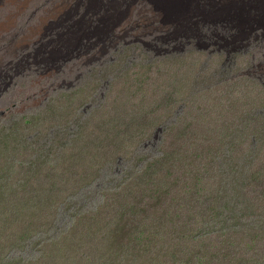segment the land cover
<instances>
[{
    "label": "rangeland",
    "instance_id": "1",
    "mask_svg": "<svg viewBox=\"0 0 264 264\" xmlns=\"http://www.w3.org/2000/svg\"><path fill=\"white\" fill-rule=\"evenodd\" d=\"M207 119L215 122L209 133ZM139 121L150 127L138 128ZM179 134H209L224 141L222 150L237 139L236 161L258 169L264 181V0H0V168H10L18 192L9 197L27 202L54 187L56 198L40 199L42 226L54 234L60 223H70L76 235L68 238L85 244H65L52 264H91L99 255L106 261L108 253L102 240L91 241L86 222L73 227L65 218L83 196L74 185L84 182L85 189L89 178L81 181L69 166L70 179L61 182L65 164L54 151L44 169H36L38 150L74 137L80 145L73 150H94L96 156L88 154L94 181L86 189L103 203L115 179L135 171L139 153L156 157L161 139ZM116 150L120 154L109 158ZM250 217L256 219L253 210ZM42 232L34 229L28 243ZM31 245L14 248L11 263L46 264ZM259 255L250 264H261ZM141 263L149 264L147 258Z\"/></svg>",
    "mask_w": 264,
    "mask_h": 264
},
{
    "label": "trees",
    "instance_id": "2",
    "mask_svg": "<svg viewBox=\"0 0 264 264\" xmlns=\"http://www.w3.org/2000/svg\"><path fill=\"white\" fill-rule=\"evenodd\" d=\"M207 120L209 125L205 133L215 130L211 125L214 120ZM136 125L138 128L150 127L147 122L141 124L139 121ZM236 140H230L232 147L229 150H222L224 141L209 134L163 137V145L156 157L139 153L135 171L131 170L129 177L115 179L105 190L103 203L94 201L90 188L86 189L94 181L90 179L93 170L88 159V154L94 150H73V145H80L78 138L67 143L50 140L45 146L50 150H38L33 164L36 169H44L54 151L65 164L61 182L70 179L69 166L74 168L81 181L89 178L85 189L84 182L74 185V191L81 190L83 196L76 197L80 198L79 207L74 209L72 204L65 218L69 217L73 227L86 222L91 241L96 238L106 246L108 259L105 261L99 255V260L91 264H142V258H147L149 264H235V259H245L246 264H250L261 259L260 253L261 264H264V253L261 252H264L263 176L258 169L241 166L236 161V150H233L236 142L232 143ZM143 141L142 137H135V143ZM66 145L71 150H65ZM29 146L34 150V144ZM221 150L227 158L221 160L222 167H219L217 161ZM119 154L120 150H116L109 152L108 157L116 158ZM263 162L264 159L261 164ZM0 169V264H13L15 258L9 253L14 248L23 250L31 244L34 248L31 252L38 250L37 257L46 264L55 262L57 251H63L65 244L70 248L75 244L74 249L85 245L68 238L69 234H75L70 223L61 221L59 227L53 229L54 234L42 226L40 199L44 201L48 196L52 201L56 198L54 187L50 194L43 190L41 194L33 195L29 199L32 205L29 200L26 202L18 197L12 200L9 196L18 192L9 182L10 168ZM241 180L249 182L250 186ZM230 191L233 193L229 194ZM250 210L254 211L255 220L247 218ZM11 228L12 233H6ZM37 228L44 233L39 240L28 243L30 233ZM234 237L236 245L232 241ZM4 241H9L8 248ZM144 254L147 257H142ZM81 261L79 264L85 262Z\"/></svg>",
    "mask_w": 264,
    "mask_h": 264
},
{
    "label": "bare ground",
    "instance_id": "3",
    "mask_svg": "<svg viewBox=\"0 0 264 264\" xmlns=\"http://www.w3.org/2000/svg\"><path fill=\"white\" fill-rule=\"evenodd\" d=\"M106 1V0H105ZM110 2V1H109ZM114 2V1H113ZM112 2V3H113ZM115 3H116V0H115ZM3 5V4H2ZM101 5V4H100ZM116 5V4H115ZM118 5V4H117ZM212 5V4H211ZM114 6V5H113ZM112 6V7H113ZM218 6V5H217ZM107 7V6H106ZM105 7V8H106ZM121 7V6H120ZM212 7V6H211ZM76 8V7H75ZM110 8V7H109ZM108 8V9H109ZM86 11V10H85ZM84 11V12H85ZM89 11V10H88ZM98 11H100V10H98ZM91 12V11H90ZM88 12H86V14H87ZM73 14H75V13H73ZM76 15V14H75ZM73 16V15H72ZM72 16H70V18L72 17ZM85 16V15H84ZM93 16H94V14H93ZM235 18V17H234ZM68 20V19H67ZM81 20V19H80ZM79 20V21H80ZM90 20V19H89ZM64 21V20H63ZM78 21V20H77ZM64 22H66V21H64ZM76 22V21H75ZM94 22V21H93ZM81 23H82V21H81ZM97 23H98V21H97ZM84 24V23H83ZM92 24V23H91ZM79 26V25H78ZM100 26V25H99ZM86 27V26H85ZM90 27V26H89ZM93 27V26H92ZM95 27V26H94ZM79 28V27H78ZM83 28V27H82ZM88 28V27H87ZM70 29V28H69ZM86 29V28H85ZM91 29V28H90ZM63 30V29H62ZM62 30H60L61 32H63ZM78 31V30H77ZM81 31V30H80ZM91 31V30H90ZM92 31H93V29H92ZM111 31V30H110ZM129 31V30H128ZM127 31V32H128ZM114 32V31H113ZM68 33V32H67ZM88 33V32H87ZM110 33V32H109ZM56 34V33H55ZM61 34V33H60ZM91 34H92V32H91ZM115 34V33H114ZM88 35V34H87ZM86 35V36H87ZM61 36V35H60ZM66 36V35H65ZM85 36V35H84ZM116 36H118V35H116ZM129 36V35H128ZM63 37V36H62ZM82 37V36H81ZM103 37V36H102ZM110 37V36H109ZM67 38V37H66ZM70 38V37H69ZM89 38V37H88ZM93 38V37H92ZM99 38V37H98ZM48 39V38H47ZM64 39V38H63ZM62 39V40H63ZM89 40V39H88ZM112 40V39H111ZM114 40V39H113ZM133 40V39H132ZM49 41V40H48ZM101 41V40H100ZM108 40H106V42H107ZM117 41H119V40H117ZM46 42V41H45ZM61 42V41H60ZM67 42V41H66ZM94 42V41H93ZM122 42V41H121ZM133 42V41H132ZM5 43V42H4ZM38 43V42H37ZM39 43H41V42H39ZM53 43V42H52ZM62 43V42H61ZM114 43H116V42H114ZM120 43V42H119ZM127 43V42H126ZM10 44V43H9ZM47 44V43H46ZM7 45V44H6ZM36 45V44H35ZM62 45H64V43L62 44ZM88 45V44H87ZM28 46V45H27ZM44 46V45H43ZM66 46V45H65ZM86 46V45H85ZM128 46V45H127ZM48 47V46H47ZM38 48V47H37ZM40 48H42V47H40ZM59 48V47H58ZM29 52H30V49L28 50ZM39 51V50H38ZM63 51V50H62ZM34 52V51H33ZM37 52V51H36ZM43 52V51H42ZM61 52V51H60ZM60 52H58V53H60ZM64 52V51H63ZM40 53V52H39ZM48 53V52H47ZM21 54V53H20ZM41 54V53H40ZM28 56H30V55H28ZM32 56V55H31ZM38 56V55H37ZM23 57V56H22ZM43 57V56H42ZM45 57V56H44ZM36 58V57H35ZM46 58H48V57H46ZM23 59V58H22ZM31 59V58H30ZM25 60V59H24ZM11 61V60H10ZM23 61V60H22ZM28 62V61H27ZM3 64V63H2ZM15 64V63H14ZM13 64V65H14ZM12 66V65H11ZM22 66V65H21ZM11 68V67H10ZM15 68V67H14ZM4 69V68H3ZM6 69H7V67H6ZM10 70V69H9ZM6 71V70H5ZM3 72V71H2Z\"/></svg>",
    "mask_w": 264,
    "mask_h": 264
}]
</instances>
